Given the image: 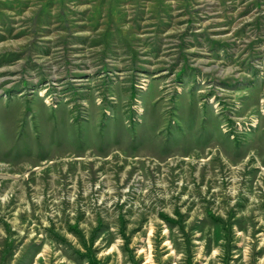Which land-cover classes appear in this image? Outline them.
I'll use <instances>...</instances> for the list:
<instances>
[{"label":"rangeland","instance_id":"374dc122","mask_svg":"<svg viewBox=\"0 0 264 264\" xmlns=\"http://www.w3.org/2000/svg\"><path fill=\"white\" fill-rule=\"evenodd\" d=\"M0 264H264V0H0Z\"/></svg>","mask_w":264,"mask_h":264}]
</instances>
